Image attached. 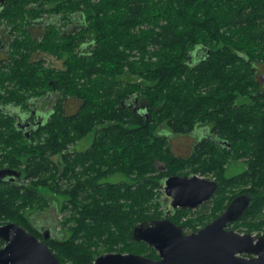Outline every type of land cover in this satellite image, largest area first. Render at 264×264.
<instances>
[{
	"label": "trees",
	"instance_id": "trees-1",
	"mask_svg": "<svg viewBox=\"0 0 264 264\" xmlns=\"http://www.w3.org/2000/svg\"><path fill=\"white\" fill-rule=\"evenodd\" d=\"M60 7L84 12L87 29L13 44L12 104L26 108L52 86L60 98L31 139L12 127L8 162L23 166L22 184H0V223L34 230L27 212L47 209L50 193L63 198L58 224L69 232L48 244L61 264H93L103 252L154 259L153 248L132 238L137 224L168 217L195 231L245 194L249 207L228 228L264 235V92L255 81L264 63V0H73ZM39 16L27 11L28 22ZM88 32L83 51L79 41ZM36 52L63 68L32 61ZM129 75L136 81L123 79ZM66 98L79 102L75 113L66 112ZM203 127L221 143L201 136L187 157L172 152L169 136ZM91 133L87 149L64 152ZM234 160L244 169L229 176ZM115 174L125 180L101 182ZM189 174L217 183L212 198L164 215V179Z\"/></svg>",
	"mask_w": 264,
	"mask_h": 264
},
{
	"label": "water",
	"instance_id": "water-1",
	"mask_svg": "<svg viewBox=\"0 0 264 264\" xmlns=\"http://www.w3.org/2000/svg\"><path fill=\"white\" fill-rule=\"evenodd\" d=\"M264 82V75L261 76ZM20 174L0 170V181H15ZM217 183L198 176L171 175L163 181L160 196L164 215L175 210H195L208 202ZM250 197H235L224 211L205 226L184 234L181 225L167 217L146 220L132 230V238L152 247L158 260L132 253L109 252L97 256L93 264H264V235L241 234L228 228L248 209ZM49 230H45L48 233ZM0 264H61L48 246L15 222L0 223Z\"/></svg>",
	"mask_w": 264,
	"mask_h": 264
},
{
	"label": "flooded vegetation",
	"instance_id": "flooded-vegetation-1",
	"mask_svg": "<svg viewBox=\"0 0 264 264\" xmlns=\"http://www.w3.org/2000/svg\"><path fill=\"white\" fill-rule=\"evenodd\" d=\"M68 1L73 0H56L55 6L48 7V4H42V0H38L36 3H29L28 0H0V170H13L20 174L17 180L11 181L8 177L0 181V184L3 182L22 184L21 169H23V166L20 169H16L11 167V164L8 162V156L10 155L11 149L10 141L12 127L14 126L16 131H20L25 140L31 139L39 128L44 127L49 122L55 112V105L60 98L59 92L54 90L52 86V91L45 92L30 99L26 108L24 106L12 104V82L10 80V75L13 44L19 41L25 42L27 37L35 42L41 41L47 34L54 31L59 36L74 37L77 32H81L82 29H87L88 19L84 12L75 11L73 10L74 8H71V11L67 12L63 7L62 9H59L61 8L60 6L66 4ZM28 10L37 11L41 13V16L33 20L31 19L30 22H28ZM50 10L52 11L49 12ZM90 43L91 38L89 37L88 32L87 36L79 41V45H82L83 51H86L87 46ZM201 50L203 51V49ZM201 50H198L196 54L203 58ZM78 52H81V47ZM255 74L257 85L256 91L259 93L264 92V82L261 79V76L264 75V63L257 66ZM68 100L69 98L64 99L66 111H69L70 107H72ZM201 136L204 138L212 137L214 141L216 140L217 143H221L219 142L218 137L212 134L208 128L206 129L203 127L201 132L197 133L195 136L193 135L194 139H198ZM222 144H225V141H222ZM69 151L74 152V150L64 152ZM57 157L59 158V162L60 156ZM52 200L54 199L50 200L48 197L47 202L49 206L43 211V214L45 215L43 221L39 223L33 222V226L35 227L34 230L28 231L37 240L43 241L47 246L52 242H60L65 236L63 232H61L59 226H57L59 221L55 219V216L60 217V214L62 213L59 212V203L55 202L56 205H54L52 204ZM30 217L34 216L30 215ZM47 229L49 232L45 233V230ZM196 231L197 230H183V233L190 234ZM4 245L5 242L0 240V248L4 247ZM158 259L159 257L156 251V257L154 260Z\"/></svg>",
	"mask_w": 264,
	"mask_h": 264
},
{
	"label": "rangeland",
	"instance_id": "rangeland-1",
	"mask_svg": "<svg viewBox=\"0 0 264 264\" xmlns=\"http://www.w3.org/2000/svg\"><path fill=\"white\" fill-rule=\"evenodd\" d=\"M48 7H51L50 4H48ZM32 61H42L43 62V66L46 67V68H49V69H62L63 66H62V61L57 59L55 56L53 55H48L46 53H42V52H36L32 58H31ZM123 79L125 80H128V81H136V78L132 77V76H126V77H123ZM68 102L70 103V105L72 107H70L69 111H66L67 113H74L77 109H78V106H79V102L74 100V99H71L69 98ZM203 130V128H198V131L194 132L195 134L201 132ZM195 136V135H194ZM170 138V147H171V150L172 152L177 155V156H181V157H187L190 153H191V150H192V147H193V143L195 141L193 135H176L174 134L173 136H169ZM92 139H93V134H88L87 136H85L83 139L79 140L78 142H76L75 144H73V146H70L68 150H74V151H82V150H85L87 149L91 142H92ZM52 161L54 162H58V157L57 156H53L52 158ZM161 165L158 164V168H160ZM244 169V165L242 163L241 160H234L232 162H230L228 164V167H227V175L231 176V175H234V174H237L239 172H241L242 170ZM200 177H203V176H200ZM204 178V177H203ZM211 177H207L206 179H210ZM125 180V177L120 175V174H115L113 176H110L106 179H103L101 180V182H111V183H119V182H122ZM47 197H49V199H54L50 202H52V204L56 205L55 202L60 203L62 202L63 198L59 197L58 195H51L50 193H47ZM53 197V198H52ZM200 208V207H198ZM198 208H196L195 210H197ZM194 211V210H192ZM27 214L29 215H33V222H41L43 221L44 219V214L43 212L41 213H38L36 215H34V211L33 210H29L27 212ZM196 214V213H194ZM65 213H61L60 214V217H57L55 216V219L58 220V221H61L63 222L65 217H64ZM57 226H59L60 230L62 231H66L67 229V226L66 227H63L62 224L59 225L57 224ZM241 234H244L245 232L244 231H241V230H235ZM65 237H69V232H66L65 233ZM253 235H256V233H252ZM263 234H260V235H256V236H261ZM103 253H106V252H103ZM101 253V254H103Z\"/></svg>",
	"mask_w": 264,
	"mask_h": 264
}]
</instances>
